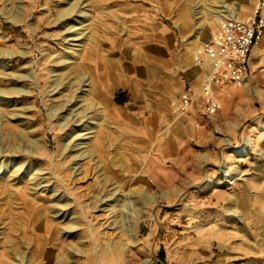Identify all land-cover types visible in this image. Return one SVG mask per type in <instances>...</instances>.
I'll list each match as a JSON object with an SVG mask.
<instances>
[{
	"label": "rangeland",
	"instance_id": "obj_1",
	"mask_svg": "<svg viewBox=\"0 0 264 264\" xmlns=\"http://www.w3.org/2000/svg\"><path fill=\"white\" fill-rule=\"evenodd\" d=\"M225 6L0 0V264H264V38L216 114L186 77Z\"/></svg>",
	"mask_w": 264,
	"mask_h": 264
},
{
	"label": "built area",
	"instance_id": "obj_2",
	"mask_svg": "<svg viewBox=\"0 0 264 264\" xmlns=\"http://www.w3.org/2000/svg\"><path fill=\"white\" fill-rule=\"evenodd\" d=\"M250 1L254 4L252 14L247 19L225 14L220 18L218 32L211 40L202 43L201 53L196 58L198 65L206 62L212 69L202 87L207 97L205 109L208 115L216 114L219 108L212 93L214 84L234 83L252 87L250 54L264 38V0Z\"/></svg>",
	"mask_w": 264,
	"mask_h": 264
},
{
	"label": "bare ground",
	"instance_id": "obj_3",
	"mask_svg": "<svg viewBox=\"0 0 264 264\" xmlns=\"http://www.w3.org/2000/svg\"><path fill=\"white\" fill-rule=\"evenodd\" d=\"M79 3H81V2H76V4L73 6V7H71L69 10H66V11H64V13H65V15H62L61 17H60V21L62 20V19H68L70 16L72 17V14L74 13V11H75V8L77 7V5L79 4ZM232 6H230V7H227V6H225V10H226V12H228V15L229 16H235V17H237V18H239L240 16H239V12H236L235 11V9H233V13L231 12V10H232ZM224 16V14L223 15H221V17L220 18H222ZM162 31L160 32H158V34H157V39H161V41H162V39H163V36H162ZM112 44V43H111ZM160 44V43H159ZM114 46V45H113ZM156 50H157V52L158 53H161L160 51L162 50V48L161 47H159V45H157V47H156ZM145 61V60H144ZM147 61V60H146ZM163 62V59L160 57V58H158V59H156L155 60V63H157V65L159 64V63H162ZM100 64V63H99ZM149 65L150 64V61H148V62H146V65ZM114 65H115V63H113L112 62V60L110 61L109 59L108 60H106L105 62H104V64H103V67H104V69H103V72L101 71L102 69H100V71L98 72V75H99V77L100 78H104L105 80H110V81H113L114 82V79H115V72H114ZM157 70V69H156ZM78 71H81L80 70V67H79V69H78ZM144 72H145V75L146 76H148V78H149V76H151V73L153 72L152 70H150L149 68H147V69H145L144 70ZM158 73V72H157ZM154 74H156V73H154ZM157 78H158V75H157ZM157 81L159 82L160 80L159 79H157ZM160 83H162V82H160ZM81 84H83L82 86H84V87H88V86H90V83L88 82V79H86V78H82V80H81ZM114 84V83H113ZM155 85H157V84H155ZM163 85V84H162ZM161 86V85H160ZM164 86V85H163ZM85 91H88V90H85ZM106 93H109V92H106ZM95 94H97L98 96H103V93L101 92V91H99L98 92V90H96V92H95ZM94 94V95H95ZM237 127V126H236ZM226 141V140H225ZM227 143L226 144H228L229 143V140H227L226 141ZM246 142H247V145L246 146H244L243 147V150H245L246 151V149L248 148V145L249 144H254V139L253 138H250V137H247V140H246ZM78 146V145H77ZM227 171V170H226ZM148 198V197H147ZM147 264V263H146Z\"/></svg>",
	"mask_w": 264,
	"mask_h": 264
},
{
	"label": "crops",
	"instance_id": "obj_4",
	"mask_svg": "<svg viewBox=\"0 0 264 264\" xmlns=\"http://www.w3.org/2000/svg\"><path fill=\"white\" fill-rule=\"evenodd\" d=\"M258 49L259 48H258L257 44L252 49V52L250 54L251 55L250 68H251L252 62H253V55L252 54L254 53V50L257 51ZM186 54H188V53H186ZM199 54L197 53V55H196V57L194 59L195 60V63H196V58H197V56H199ZM189 55H191V54H189ZM186 62H187V66H188V71H187L186 77L189 78V79H191V84L194 87V89H196V87L199 89L200 88L199 87L200 86L199 82L201 80L199 78H200L201 74H203V73L204 74H206V73L208 74L210 72L209 69L211 68V66L208 63H205L206 67H204V68H191L190 63L192 62V59H191L190 56L187 58V61ZM196 65H198V64L196 63Z\"/></svg>",
	"mask_w": 264,
	"mask_h": 264
},
{
	"label": "trees",
	"instance_id": "obj_5",
	"mask_svg": "<svg viewBox=\"0 0 264 264\" xmlns=\"http://www.w3.org/2000/svg\"><path fill=\"white\" fill-rule=\"evenodd\" d=\"M122 94L124 95L125 93H122ZM116 102L119 103V104L124 103V102L118 101V98L116 99ZM161 258L164 260V255L161 256Z\"/></svg>",
	"mask_w": 264,
	"mask_h": 264
}]
</instances>
